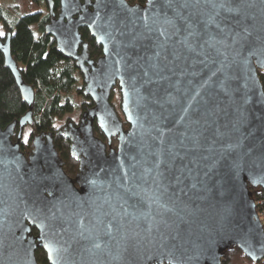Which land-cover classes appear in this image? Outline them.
<instances>
[{"label":"water","instance_id":"obj_1","mask_svg":"<svg viewBox=\"0 0 264 264\" xmlns=\"http://www.w3.org/2000/svg\"><path fill=\"white\" fill-rule=\"evenodd\" d=\"M46 2V34L94 106L58 133L75 178L53 134L26 156L35 91L11 35L0 38L30 109L6 128L0 118V264H40L39 247L49 264H222L234 247L263 261L249 187L264 191V0H60L58 15ZM82 29L102 47L97 61ZM117 86L128 129L111 103Z\"/></svg>","mask_w":264,"mask_h":264},{"label":"trees","instance_id":"obj_2","mask_svg":"<svg viewBox=\"0 0 264 264\" xmlns=\"http://www.w3.org/2000/svg\"><path fill=\"white\" fill-rule=\"evenodd\" d=\"M131 4H144L146 0H128ZM54 12H60V0H54ZM51 15L46 0H23L22 6L16 2L0 1V38L5 41L11 35V52L17 63L23 66L24 82L35 91L32 105L33 123L25 128L30 145L36 135L51 133L54 144L64 161V169L68 175H74V162L71 157L70 140L58 134L74 119L68 118L74 113H83L94 106L90 97H85L83 75L76 63L65 58L56 49L54 38L46 34L45 28L50 22ZM83 40L89 45L92 60L97 61L102 55V47L96 44L87 29L81 30ZM264 88V72H259ZM118 86L112 95H119ZM113 106L117 110L115 104ZM11 71L5 67V58L0 50V118L1 125L6 128L15 121H20L29 111ZM124 128L129 124L117 110ZM62 125V126H61ZM60 126V127H59ZM95 135L105 142V136L95 124ZM16 138V137H15ZM16 140V139H15ZM115 145L117 139L113 138ZM27 141V140H26ZM33 146V145H32ZM31 146V148H32ZM21 150L24 151L23 145ZM255 202L258 203V214H264V191L261 188L249 187ZM260 203V205H259ZM40 257V256H39ZM39 259V258H38ZM39 262L49 264L44 255ZM222 264H264L252 262L239 248H232L226 253Z\"/></svg>","mask_w":264,"mask_h":264},{"label":"rangeland","instance_id":"obj_3","mask_svg":"<svg viewBox=\"0 0 264 264\" xmlns=\"http://www.w3.org/2000/svg\"><path fill=\"white\" fill-rule=\"evenodd\" d=\"M0 1H2V2H6V3H12V2H16L17 4H19V5H21L22 6V3H23V0H0ZM20 68H23V66L22 65H20ZM119 91V90H118ZM119 93V95L120 96H118L117 95V93H114L112 96H111V103L113 104H115V106H116V108H117V110L120 112V114L123 116V114H122V112H121V100H122V98H121V93H120V91L118 92ZM91 109V108H90ZM86 111H88V110H86ZM85 111V112H86ZM85 112H83V113H74V114H71L68 118H72V119H74V122H73V124H74V126H77L79 123H80V120H81V118H82V116H83V114L85 113ZM123 118H124V116H123ZM70 123H72V122H70ZM69 123V124H70ZM68 124V125H69ZM62 126V125H61ZM60 127V126H59ZM66 128V127H65ZM65 128H63V129H65ZM62 129V130H63ZM24 132H26V131H24ZM26 135H27V133H24V136H23V139H22V141H21V144L23 145V148H24V151H23V153L26 155V156H28L29 155V152H32V150H33V146H32V144L30 145V143H29V141H28V138L26 137ZM27 140V141H26ZM104 140V139H103ZM105 143L107 144L108 143V140L105 138ZM31 146H32V148H31ZM111 147L112 148H117V146L115 145V142H114V140H112V143H111ZM22 149V148H21ZM59 153V152H58ZM59 155H60V157H61V154L59 153ZM63 160V159H62ZM64 162V161H63ZM76 165H74V169H75V167H76V169H75V174L74 175H69L70 177H72V178H75L76 176H77V174L79 173V168H80V163L79 162H74ZM65 165V164H64ZM256 205H257V203H256ZM260 216V215H259ZM261 218H263V217H261Z\"/></svg>","mask_w":264,"mask_h":264},{"label":"flooded vegetation","instance_id":"obj_4","mask_svg":"<svg viewBox=\"0 0 264 264\" xmlns=\"http://www.w3.org/2000/svg\"><path fill=\"white\" fill-rule=\"evenodd\" d=\"M18 131V129H16V132ZM24 131H25V129H24ZM24 133L25 132H23V136H24ZM47 134V133H46ZM49 134H51V133H49ZM56 135H58V134H56ZM37 136V135H36ZM61 136V135H60ZM16 137V138H15ZM35 137V136H34ZM34 137H33V139H34ZM63 137V136H62ZM14 141H15V139H17V136H14L13 138H12ZM22 139H23V137H22ZM33 139H32V145H33ZM22 141V140H21ZM22 145V144H21ZM31 152H29V154H30ZM30 235L31 236H34V237H37L38 236V230L36 229V228H31V233H30ZM41 255H44L45 256V258H46V260L48 261V258H47V253L45 252V250H44V248H42V247H39L38 249H37V251H36V257H37V260H38V262H39V259H40V257H41ZM40 256V257H39ZM39 258V259H38ZM40 264H42L41 262H39ZM48 263H49V261H48Z\"/></svg>","mask_w":264,"mask_h":264},{"label":"built area","instance_id":"obj_5","mask_svg":"<svg viewBox=\"0 0 264 264\" xmlns=\"http://www.w3.org/2000/svg\"><path fill=\"white\" fill-rule=\"evenodd\" d=\"M257 205H258V203H257ZM259 205H260V203H259ZM261 217H263V218H261ZM259 218H260L262 224L264 225V214H261V215L259 216Z\"/></svg>","mask_w":264,"mask_h":264}]
</instances>
